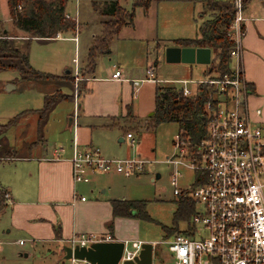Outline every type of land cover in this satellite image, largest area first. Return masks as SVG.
I'll use <instances>...</instances> for the list:
<instances>
[{
    "label": "rangeland",
    "instance_id": "1",
    "mask_svg": "<svg viewBox=\"0 0 264 264\" xmlns=\"http://www.w3.org/2000/svg\"><path fill=\"white\" fill-rule=\"evenodd\" d=\"M97 3H101L102 0H95ZM201 1V0H200ZM233 6V0H230ZM202 2V1H201ZM244 4V0H242ZM145 8V9H143ZM140 8L141 13L136 16L138 24L136 33H146L148 42L161 41V43L169 42L165 34L167 33L162 23V11L159 9L157 13L158 30L157 36H151L155 32L151 29L154 21V8L150 10V7ZM201 12H200V10ZM66 10L69 14L68 17H76L77 24L75 30H68L64 33L75 32L76 34H82L87 25V20L90 24L95 23V16L98 18L105 17L100 14L96 9L89 7L86 1L79 0H67ZM218 9H207L205 6L196 3L194 5V14L201 21L218 12ZM181 10L178 11L180 13ZM201 13V15H200ZM168 18L174 16L173 19L177 18V15L173 11L167 12ZM0 36H3L5 32H15V27L7 29L5 22L12 21L5 5V0H0ZM85 24V25H84ZM175 24V23H173ZM163 25V26H162ZM155 27V26H154ZM194 27V26H193ZM190 22V26L185 28H175L174 31H182L184 33H192L194 28ZM172 29V28H171ZM128 27L123 29L126 32ZM89 30H87L88 32ZM172 31V30H171ZM154 37V38H153ZM15 46H18L23 51L27 52V62L29 66L36 70L52 73L49 76H37L31 78V83L19 82V73L17 68L12 67H0V123L6 121V119L24 108H35L43 104V101H50L48 108L44 112L49 115L47 124L45 126L46 135V147L49 150L50 147L59 148L71 143L72 138V125L68 126V117L73 115L75 109V102L71 100V94H74V90L81 92V81H84V76L88 72H84L85 65L81 63L82 48L78 50L74 47L73 40H58V39H29L28 37H16L13 36L11 39ZM77 50V51H76ZM146 53L143 54L140 59L141 65L145 64V57L148 56L149 60H157L158 67L154 69V76L165 81H154V80H143L138 82L134 89V94L139 95L140 108L135 118L129 117L124 119L125 123L121 122V126L112 128L111 139L106 138V129L97 128L93 134V141L100 139L103 146L101 149L108 156L116 157H133L141 158L145 160L143 169L132 172L129 175H125L120 171L108 170V171H95L92 176L94 178L103 181L104 184L99 187H95L90 191L87 189L88 183L81 184V191L88 198L93 199L98 197L100 199L105 198L112 193L117 197L124 196L127 199H143L145 200L144 209L148 213L149 217H139L137 215H124L120 219V229L123 235L128 238H139L143 241L156 240L153 246L152 264H169L172 260L170 251L168 250L167 243L164 239L171 236L170 230H181L185 231L190 225V218H177L174 219L173 212L176 208V200L179 196L178 193L174 192V186L179 189L191 186L195 178V173L192 169L187 168L182 164H175L173 162L166 161L168 155L176 152V146L173 143L175 134L178 132V123L174 120L160 121L156 125H150L148 123V112L153 107L154 97V86L156 84H175L179 88L180 85L178 79L183 76L192 75L194 77H200L201 72L199 67L202 66L200 63L183 62L167 60L166 54L158 52L152 46H145ZM80 54V56H79ZM78 59L79 78L63 77L62 68L59 64L60 59L64 58L67 60L68 66L72 68L70 73L74 75L75 61L74 57ZM18 57L15 61L22 65ZM137 55L131 53L128 61L132 67H137L139 64L136 62ZM1 61H6L2 58ZM108 61V60H105ZM153 64L154 63H149ZM148 64V65H149ZM191 64V65H190ZM49 68H47V66ZM51 65V66H50ZM147 65V64H146ZM147 65V66H148ZM23 66L27 68L24 63ZM146 66V68H147ZM191 66V67H187ZM145 67V66H144ZM187 67V69H186ZM143 72L144 77L148 73ZM191 70V73H188ZM21 73V72H20ZM22 74V73H21ZM12 78L18 84L10 90H5L8 83L14 84L12 81H6V79ZM75 81L77 85L75 88ZM193 90L196 89L197 85L192 82L188 83ZM3 88V89H2ZM58 88L57 93L55 89ZM64 94V95H63ZM73 96V95H72ZM40 112V111H39ZM152 114V113H151ZM17 121L12 123L6 131L7 139L10 142L17 141L16 134L25 128H32L37 124L35 115L21 114L17 116ZM14 124V125H13ZM19 126V128H18ZM17 127V128H16ZM130 130L133 133L134 139L126 137L125 131ZM124 134L125 139L119 141L117 136ZM105 142H108L105 145ZM5 149V148H4ZM19 152L27 149L18 148ZM64 155L65 151L61 152ZM17 161V160H16ZM23 161H17L16 166L10 161H0V182L6 183L9 187L10 180L14 179V173ZM178 168L181 171V175L176 178V185L171 182V173ZM157 173V175H156ZM10 188V187H9ZM105 188L104 190H102ZM79 191V190H78ZM80 192V191H79ZM3 212V217L0 218V264H90L87 261L81 259H74L72 263L71 258H64L62 248L58 245V241H48L41 239H32L31 235L28 234L26 228L13 227L11 230H7L9 212L11 208V200ZM1 215V216H2ZM175 231V230H174ZM175 233V232H173ZM22 239V242H19Z\"/></svg>",
    "mask_w": 264,
    "mask_h": 264
},
{
    "label": "crops",
    "instance_id": "2",
    "mask_svg": "<svg viewBox=\"0 0 264 264\" xmlns=\"http://www.w3.org/2000/svg\"><path fill=\"white\" fill-rule=\"evenodd\" d=\"M83 1H86L87 5L93 8L92 0ZM120 1L123 5L129 6L131 0ZM196 3L202 5L200 0L150 1L147 7H150L149 9L152 10V7L154 8L155 6L154 21L151 28L155 33L151 36H157V13L160 9L163 17L162 23L167 32L165 36L167 40H170L164 43H161V41L148 42L146 33H136L138 27L136 16L141 13L140 8H143L140 5L136 6L132 22L123 24L111 38L108 51L100 52L97 55L93 70L84 76L83 90L77 94L76 98L74 94H71L70 98H72L73 103L76 99V111L74 110L73 112L72 120H69L68 117V126L72 125V138L71 143L66 145L65 148L61 145L59 148L50 147L47 150L45 126L49 115L46 112L41 115L39 112L45 101L39 107L21 109L9 116L6 121L0 123V161L7 160L13 162L15 166L17 161H23L21 164L23 166H20L21 170L18 167L14 173L13 181L12 179L10 180V188L5 185L6 183L0 182V186L6 190V205L0 209V218L3 217L2 214L10 203V200L12 203L8 214L7 230H11L13 227L26 228L32 239L58 241V245L60 246L65 238L73 232L80 231L95 230L110 232L117 239L122 240L123 238H128L126 235H123L119 226L120 219L124 215H113L110 201L112 198L125 197H117L112 193L102 199L97 196L93 199L87 196L84 199L80 198V195H84L85 193L81 191V184L78 183H88L87 189L93 191V188L96 186L99 187L104 182L94 178L95 176H91V179L87 182L74 183L71 176V163L67 157L72 152V143L74 140L80 146L95 144L100 147L104 155H107L104 153V149H101V146H103L102 141L100 139L96 140V142L93 141V138L95 139L93 137L96 131L95 129L98 127L106 129L105 140L111 139L112 133L108 131H111L114 127H119V125L121 126V122L125 123L124 119L136 117L141 104L139 95L134 94V89L138 82L152 80L144 77L145 74H143L146 66L150 62L154 63L156 69L158 67L156 59L149 60L148 63L146 62L148 60L147 55L145 57V67L141 65L140 59L146 53L145 46H152L158 52L165 53V48L168 46H181L175 43L174 39L176 37L195 36L197 34L198 24L201 22V18L200 21L197 20L198 18L194 14V5ZM5 5L7 6L9 14L7 0H5ZM170 10L176 13V19H173V15L171 18H168L167 12ZM179 10H181L180 13H178ZM242 12L244 16V32L242 35L243 50L241 63L246 82L249 86L248 103L252 108L255 106L260 107V114L254 115V117L256 123L261 126L264 133V0H244ZM95 17V23L92 25L87 20V25H84L89 31L87 32L85 30L81 35L75 32L64 34L61 32L62 36L60 37H30L29 39L54 38L58 40H73L75 48L78 50L80 48L83 49L81 56L80 54L79 56L81 63H84L86 52L91 44L92 38L101 28V19L97 16ZM190 22L192 23V27L194 26L192 33L174 31L178 27L183 29L188 27V24L190 26ZM4 23L7 29L15 27L14 34L8 35L10 41L13 36H20V38L28 37L27 32L16 27L12 21H4ZM125 27H128V30L123 32ZM12 44L15 45L14 43ZM131 53L137 55V59L135 60L138 64L140 63L137 67H132L128 63ZM193 63L200 64V62ZM59 64L63 74L59 73L58 75L72 77L68 73L72 68L68 66L67 60L61 58ZM77 64L79 68L78 59ZM201 64L202 66L199 67V71L201 72L200 77L196 78L189 75L175 80L178 81L181 78L189 77L195 79L202 78L205 75L204 70L207 63ZM46 66L49 68L48 65ZM115 66L121 69V78L110 77V71ZM12 68L16 69V67ZM17 71L19 73V82L31 83V78L24 77L18 68ZM189 72L191 73V70H188ZM8 80L14 84L8 83L5 90H10L18 84L12 78L6 79V81ZM162 80L165 81L164 78ZM57 90L58 88L55 89L56 93ZM149 112L148 115H150ZM21 114L35 115L37 124L32 128L27 127L18 132L16 134L17 141L13 143L7 139L6 131L12 123L17 121V116ZM9 120L12 121L9 122ZM117 139L119 141L124 140V134L121 133L118 135ZM107 143L105 142V145ZM21 147L27 149L26 153L24 151H18V148ZM62 151H65L64 155H61ZM109 223L111 224L109 225Z\"/></svg>",
    "mask_w": 264,
    "mask_h": 264
},
{
    "label": "built area",
    "instance_id": "3",
    "mask_svg": "<svg viewBox=\"0 0 264 264\" xmlns=\"http://www.w3.org/2000/svg\"><path fill=\"white\" fill-rule=\"evenodd\" d=\"M233 8V17L226 28V35L232 40L228 69L215 76L179 79L184 95L194 92L189 82L194 85L205 82L211 92L204 104V135L196 144H191L178 130L173 139L176 152L166 158L192 169L195 178L202 179L194 186L182 189L174 186V192L191 195L195 208L190 217L191 225L163 240L172 257L169 264H264V133L254 117L260 114V107L252 108L248 103L249 86L241 63L242 0H233ZM55 36L62 34L57 31ZM74 61V78L78 79L76 57ZM146 72L147 78L161 81L154 76L153 64L147 66ZM110 77L121 78V69L115 66ZM75 83L76 88L77 81ZM77 94L76 89L75 98ZM126 137L134 139L130 130L126 131ZM67 158L74 183L89 181L95 171L113 169L129 175L143 169L145 162L141 158L107 156L99 146H80L75 140ZM179 175L178 168L171 173L173 184L176 185ZM80 198L84 199L85 195ZM115 239L110 232L90 230L73 232L64 242L73 247ZM122 240L117 264L134 258L143 241L139 238ZM155 242L152 241L153 246ZM74 259L77 258L72 257V263Z\"/></svg>",
    "mask_w": 264,
    "mask_h": 264
},
{
    "label": "trees",
    "instance_id": "4",
    "mask_svg": "<svg viewBox=\"0 0 264 264\" xmlns=\"http://www.w3.org/2000/svg\"><path fill=\"white\" fill-rule=\"evenodd\" d=\"M67 0H7L9 14L13 24L26 31L30 37H54L57 31L75 30L77 20L66 16ZM151 0H131L129 6L123 5L120 0H102L97 3L92 0V6L105 17L101 18V28L91 41L86 52L84 72L93 70L95 59L100 52L108 51L113 35L125 23L133 20L136 6L147 7ZM202 6L207 9L219 11L204 18L197 27L195 36L176 37L175 43L180 45L209 46L211 49L210 62L206 64L204 76H215L228 69L229 50L232 40L226 35V28L233 17V6L230 0H201ZM14 33L5 32L0 36V67H16L24 77L49 76L52 73L36 70L27 62V52L22 51L8 39V35ZM20 57L22 65L15 60ZM5 58L6 61H1ZM24 65L27 67L25 68ZM74 81V76H72ZM84 87V81H81ZM82 89H80L81 91ZM211 87L207 83L200 82L190 95L182 94L180 88L170 84H156L154 88L153 112L148 117L150 125H156L160 121L174 120L178 123V130L182 131L185 138H189L191 144H196L204 135L206 127V113L204 104L209 97ZM51 100H47L40 108L42 115ZM12 120H9V122ZM7 122V123H9ZM202 179L194 178L191 186L201 182ZM113 215H137L149 217L144 209L145 200L112 198ZM176 208L173 212L174 219L190 218L195 202L190 194L181 192L176 200ZM6 205V190L0 186V209ZM111 223H109L110 225ZM175 230V231H174ZM172 229L169 233L179 231ZM181 231V230H180Z\"/></svg>",
    "mask_w": 264,
    "mask_h": 264
},
{
    "label": "water",
    "instance_id": "5",
    "mask_svg": "<svg viewBox=\"0 0 264 264\" xmlns=\"http://www.w3.org/2000/svg\"><path fill=\"white\" fill-rule=\"evenodd\" d=\"M167 60H182L186 62L209 63L211 49L209 46L181 45L165 48ZM153 110L149 112L151 114ZM73 116H69L72 120ZM157 175V173H156ZM65 258L84 259L91 264H117L120 258L123 240L94 241L89 245H74L64 243L61 246ZM153 254L152 241H142L139 252L132 259H125L123 264H151Z\"/></svg>",
    "mask_w": 264,
    "mask_h": 264
}]
</instances>
